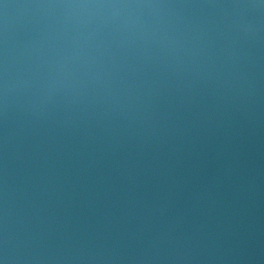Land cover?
Returning a JSON list of instances; mask_svg holds the SVG:
<instances>
[{"label":"water","instance_id":"1","mask_svg":"<svg viewBox=\"0 0 264 264\" xmlns=\"http://www.w3.org/2000/svg\"><path fill=\"white\" fill-rule=\"evenodd\" d=\"M236 3L0 0L9 264H264V9Z\"/></svg>","mask_w":264,"mask_h":264},{"label":"clouds","instance_id":"2","mask_svg":"<svg viewBox=\"0 0 264 264\" xmlns=\"http://www.w3.org/2000/svg\"><path fill=\"white\" fill-rule=\"evenodd\" d=\"M220 7H232L237 9L244 8H259L264 9V0H259V3H236L232 5H219ZM70 8H131V7H164L163 5H129V4H78V5H65ZM12 247V242L7 235V230L2 241V248H0V264H9V252Z\"/></svg>","mask_w":264,"mask_h":264}]
</instances>
